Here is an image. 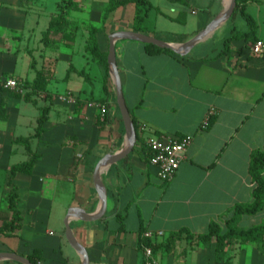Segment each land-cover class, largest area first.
I'll use <instances>...</instances> for the list:
<instances>
[{
	"label": "crops",
	"instance_id": "1",
	"mask_svg": "<svg viewBox=\"0 0 264 264\" xmlns=\"http://www.w3.org/2000/svg\"><path fill=\"white\" fill-rule=\"evenodd\" d=\"M64 1L53 0V10H47L45 0H0V78L31 82L24 91L0 85L5 113H0V167L7 172V182L11 166L31 156L20 139L31 136L32 150L39 155L30 172L16 175L22 227L10 235L0 233V252L29 258L38 249L43 255L39 264H83L66 236L65 218L72 208L99 213L102 199L94 182L95 167L105 156L122 151L128 141L114 78L86 51L90 28L99 29L103 52L109 50V35L121 30L184 43L221 15L227 0H149L154 8L141 23L143 30L135 29L134 2L118 6L104 23L110 0H75L78 6L68 16L76 33L58 46H45L44 33ZM254 1L245 6L257 24L253 35L246 34L251 30L247 20L238 23L239 14L245 18L238 9L185 55L151 53L146 42L117 40L137 141L126 157L101 174L107 191L105 214L70 220L90 264H145V231L154 232L150 239L160 245L153 251L157 264H264L257 241L231 239L219 258L216 237L208 242L199 238L213 221L225 231L235 205L253 201L251 156L264 149V54L252 50L255 39L264 40V20L261 5L255 14L248 11ZM153 14L156 22L151 25L146 20ZM83 28L87 33L80 44ZM61 61L68 67L58 75ZM37 70H45L47 86L42 96L32 98L37 104V97L42 98L44 104L36 121L28 123L22 117L33 102L24 94L32 88ZM67 93L76 95L78 102L63 100ZM42 106L49 107V117L42 136L36 137ZM27 124L33 132H17ZM161 134L193 136L179 170L168 181L161 180L145 147L150 136ZM253 216L264 219V208L241 215L238 226L258 225ZM175 234L180 237L174 240ZM0 264L25 263L1 258Z\"/></svg>",
	"mask_w": 264,
	"mask_h": 264
},
{
	"label": "trees",
	"instance_id": "2",
	"mask_svg": "<svg viewBox=\"0 0 264 264\" xmlns=\"http://www.w3.org/2000/svg\"><path fill=\"white\" fill-rule=\"evenodd\" d=\"M249 0H237V6L232 16H235L238 9H241L244 17L248 21L251 30L246 34L253 35L256 32L257 24L255 19L245 11V6ZM129 2H134L136 6L135 11V29L143 30L141 23L145 21L149 10L154 8L149 0H110L108 6L105 8L103 14V22L105 23L109 17V14L115 10L118 6L127 4ZM78 3L75 0H65L63 3L59 4V10L53 15L50 20L48 29L44 33L43 43L45 46H58L61 41H64L70 35L75 34L77 27H72L73 21L68 16V11L77 7ZM73 28V29H72ZM98 28L93 26L89 30V36L87 39V44L85 45L86 51L88 54L92 55L93 58L102 64L106 69V75L109 74V63H108V51H102L97 39ZM59 39H55V37ZM255 39L254 41H257ZM147 50L151 53L160 51V50H169L171 49L160 48L157 45L152 43H146ZM21 86L27 89V85L24 82H20ZM47 86V77L45 75V70H37V76L33 83V86L30 90L26 91L24 98L26 101H31L37 104L36 100L33 99V95L41 92L46 89ZM106 87V82H105ZM107 90V87H106ZM20 95L21 93L16 92ZM41 115L38 118V127L34 136L40 137L43 134L45 129L44 124L49 117V107L42 106ZM0 113H4V103H0ZM5 116V115H3ZM7 116V115H6ZM137 130V124L134 123ZM24 143L27 150L30 152L31 156L28 160L13 164L10 168L9 184L11 186L10 192L6 195L7 201V213L2 218V224L0 226V233L13 234L16 230L22 227V215L21 211L18 209V188L14 180L16 175L19 172H30L35 165V162L38 160L39 155L37 152L32 150L31 147V136L22 138L19 140ZM250 173L255 181V187L253 188V201L250 203H237L233 209L232 216L226 220L227 229L224 231L221 225L213 221L209 227V231L205 234L199 236L203 242L210 241L213 237L217 239V255L219 258L224 256L226 247L229 245L231 239H241L243 241H257L261 251L264 250V222L261 224L249 227V228H240L238 226V219L243 214L253 215L258 213L264 208V149L256 150L252 153L251 162H250ZM123 228V226H122ZM146 232V231H145ZM144 237V245H149L152 247L153 251L158 248L160 245H155L150 237ZM190 236V235H189ZM180 234H175L172 238L175 240L179 238ZM172 241H169L167 246H170ZM43 255L42 251L36 249L33 253L29 254V259L35 263L39 264V261L42 260Z\"/></svg>",
	"mask_w": 264,
	"mask_h": 264
},
{
	"label": "water",
	"instance_id": "3",
	"mask_svg": "<svg viewBox=\"0 0 264 264\" xmlns=\"http://www.w3.org/2000/svg\"><path fill=\"white\" fill-rule=\"evenodd\" d=\"M237 6V0H227L226 7L224 11L216 17L209 25H207L204 29H202L199 33L193 36L191 39L184 43H169L163 41L155 36L134 30H121L115 31L109 35L110 39V46H109V53H108V63L110 72L114 78L115 87H116V96H117V103L121 112V116L125 125V130L127 134V145L125 148L116 154H109L102 158L95 167L94 170V182L95 186L101 196L102 204L99 213L95 215L88 214L87 212L81 209L72 208L68 212L65 218V227H66V236L70 242V244L76 249V251L82 256L83 264H90L89 255L87 249L79 242L76 238L73 229L70 224V220L73 216H78L82 219H97L103 216L107 210V191L105 185L102 181L101 174L103 173L104 169L115 163L119 160L126 157L134 148L136 141H137V131L134 125L133 118L131 116L129 107L126 102L123 84L120 76L118 61H117V51H116V42L121 38H131L139 41H143L146 43H152L157 45L160 48L171 49L176 53L185 55L189 53V51L193 48V46L206 37L222 22L229 19L233 12L235 11ZM15 259L21 261L25 264H35L33 263L28 257L21 255L16 252L11 251H2L0 252V259Z\"/></svg>",
	"mask_w": 264,
	"mask_h": 264
},
{
	"label": "built area",
	"instance_id": "4",
	"mask_svg": "<svg viewBox=\"0 0 264 264\" xmlns=\"http://www.w3.org/2000/svg\"><path fill=\"white\" fill-rule=\"evenodd\" d=\"M252 50L256 55L264 54V40H257L252 45ZM0 85L6 88L22 89L20 81L15 78H0ZM62 99L76 104L78 97L72 93L62 96ZM193 141V136L188 134L184 136H171L167 134L150 136L146 141V150L149 154L151 164L158 167V175L163 181L171 180L181 166V162ZM161 234V232H160ZM146 237H154V232L146 231ZM146 256L145 264H157L154 252L151 246L144 245Z\"/></svg>",
	"mask_w": 264,
	"mask_h": 264
},
{
	"label": "rangeland",
	"instance_id": "5",
	"mask_svg": "<svg viewBox=\"0 0 264 264\" xmlns=\"http://www.w3.org/2000/svg\"><path fill=\"white\" fill-rule=\"evenodd\" d=\"M45 1H46V3L44 5V7L45 8L47 7V10H51V9L53 10V6H54L53 0H45ZM258 5H261L262 8H263V13H262L263 19L262 20H264V0H255L254 3H251L249 5L248 11L252 12L253 14H255L257 12L256 10H257V6ZM43 16H44V14L42 15V20H41L42 22L46 20V19L44 20ZM149 18L150 19L146 20V22L148 24H151L152 25V24H154L156 22V19L154 17V14L151 15ZM245 21H246V19L243 18L242 15L239 14L238 15V23L239 24L240 23H246ZM231 23L232 22H230V26L232 25ZM86 33H87V28H83L82 36H80V38H81L80 44L83 43V34L85 35ZM42 61H43V63H45L48 60L43 59ZM67 67H68L67 63L64 62V61H61L59 63V66H58V75L65 74ZM53 68H54V66H53ZM23 82L26 83V85L28 87L27 89H29V85H30L31 82L30 81H27V80H24ZM21 93H23V92H21ZM42 94H43V92H38V93H36L34 95H37L38 97H40V96H42ZM38 97H37V101L39 100L38 101V104H33V103L29 104V106H28V108L26 110L25 116L22 117V119H24L25 121H28V123L31 120L36 121L37 116L39 115V106L44 104V100L42 98H39L38 99ZM25 128H23L21 130L18 129L17 132L18 133H21L22 132L24 134H29V133L33 132V129L31 127H28V124L26 125ZM20 158L25 159V155H23ZM17 160H19V159H17ZM6 176H7L6 170H4V169H2L0 167V224L2 222L1 221L2 218H3L2 216L5 213H7V204L5 203V200L4 199H5L6 195H7V193L9 192L8 188H10L9 187L10 184L7 182ZM251 219H252V221H254L255 224H259L260 222H263L264 221V219H262L261 216H253ZM244 224H247V223H244Z\"/></svg>",
	"mask_w": 264,
	"mask_h": 264
}]
</instances>
